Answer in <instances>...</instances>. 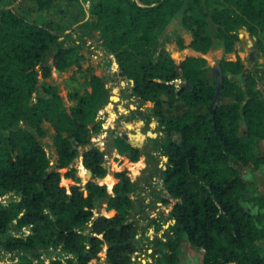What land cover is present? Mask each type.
I'll return each instance as SVG.
<instances>
[{
    "label": "trees",
    "instance_id": "16d2710c",
    "mask_svg": "<svg viewBox=\"0 0 264 264\" xmlns=\"http://www.w3.org/2000/svg\"><path fill=\"white\" fill-rule=\"evenodd\" d=\"M33 1L38 10L53 5V0ZM174 19L191 36L185 45L173 33L180 50L205 55L216 48L236 55L234 61L220 59L223 88L217 101L207 61L186 57L176 63L157 39ZM85 25L100 33L131 95L152 105L162 134L166 163L159 172L163 190L176 203L170 212L174 225L155 261L183 264L185 236L202 251V264H264V231L259 228L264 195L252 191L238 169L253 173L264 165V150L258 151L264 141V98L256 89L264 75L254 79L238 56L244 28L256 37L264 59V0H155L144 5L94 0ZM58 29L53 22L31 23L0 8V199L16 197L0 202V248L21 256L20 264H90L104 248L107 264H134L139 229L132 216L135 184L126 172L114 173L117 183L109 194L95 181L109 175L106 154L89 147L92 134L101 130L97 114L109 104V89L86 69L82 86L88 89L82 93L72 87L67 95L72 106L65 109L48 80L53 70L64 72L78 56L76 47L60 42ZM236 75L243 85L231 78ZM179 105L182 110L175 114ZM130 113L129 120L134 117ZM43 123L55 132L54 167L39 142ZM111 145L131 163L142 155L121 136ZM79 158L92 175L83 187L72 168ZM61 170L75 184L62 186ZM96 202L114 215L98 213Z\"/></svg>",
    "mask_w": 264,
    "mask_h": 264
},
{
    "label": "rangeland",
    "instance_id": "374dc122",
    "mask_svg": "<svg viewBox=\"0 0 264 264\" xmlns=\"http://www.w3.org/2000/svg\"><path fill=\"white\" fill-rule=\"evenodd\" d=\"M140 5L151 3L155 0H135ZM94 0H53L50 8L38 10L33 0H2L0 8L9 9L20 17L35 24L42 22H53L58 25L57 30L60 35V42H63L66 48L76 47L77 60L67 67L64 72L58 73L52 71L48 82L57 87L59 96L62 98L65 109L72 106V102L68 100V92L72 87L78 88L82 93L86 86H82L84 77L82 72L86 69H92L94 75L104 79L106 87L109 89L110 97H117V101H110L109 104L102 108L97 114V121L101 125L98 133H93L89 147H94L106 154L105 166L109 171V175L101 180H95L100 185H105L109 194H112V188L117 180L113 174L117 172H126L130 180L135 184L132 199L135 201V207L132 210L133 219L138 223V235L135 244L137 246V254L135 255L134 264H158L156 252L163 250L161 242L167 238L168 229L174 225V221L170 218V212L176 201L172 199L163 190V181L160 176V168L164 169L166 159L161 154L160 137L161 132L157 120L153 117L150 108L151 104H142L131 95L130 83L120 76L119 70L115 67V58L110 56L102 46V39L98 31L86 26L91 14V5ZM173 33L181 36L185 45L191 41V36L180 26L179 20L174 19L165 28L157 33V39L165 43L166 50L176 63L185 60L186 57H201L208 63L211 69L209 76H213V62L216 59L224 58L234 61L235 54L223 55L219 49H213L207 54L202 55L191 49L180 50L177 45ZM242 44L238 51L243 55L247 69L252 70L250 74L257 80L258 77L264 75L261 70L264 65L261 58V52L257 48L256 37L250 36L246 29L240 31ZM171 36V40L168 37ZM250 45V47H248ZM253 52L254 61L257 65L249 62V53ZM51 63V61H50ZM262 74V75H261ZM75 79L72 81V79ZM232 79L242 82L241 75L231 76ZM42 80L40 79V83ZM256 89L263 97L264 83H260ZM182 106L176 107L175 114L180 113ZM134 117L129 120L131 113ZM166 112H168L166 110ZM45 135L39 138V142L45 149L52 167L57 163V151L54 145L55 132L48 123H43ZM147 132L156 134V138L151 139L146 136ZM128 135L130 141L135 138L140 139L142 155L138 162L131 163L128 158L119 156L111 145V140L115 136ZM262 147L258 151L261 152ZM82 160L76 159L72 168L76 171V177L79 179L77 185L83 187L88 181L92 180V175H85L80 170ZM141 163L139 169L136 164ZM135 167V168H134ZM135 169V170H134ZM241 175L251 182L252 191L260 195H264V165L256 172L250 173L247 169L238 167ZM67 170H61V185L69 187L75 184L67 179L64 174ZM137 171V172H136ZM86 176V177H85ZM16 197L7 195L0 199L2 204H7ZM6 200V201H5ZM96 211L101 215L111 217L114 212H107L105 205H99L96 202ZM264 213V211H262ZM259 228L264 231V222L259 223ZM29 234V233H27ZM264 247V240L260 243ZM54 256H58L59 252H53ZM106 248L99 254L97 260H93L90 264H107ZM183 264H202V251H197L186 242L183 236L182 252L180 255ZM44 261L48 263L44 256ZM22 257L16 253H7L0 248V264H20Z\"/></svg>",
    "mask_w": 264,
    "mask_h": 264
},
{
    "label": "water",
    "instance_id": "95a60500",
    "mask_svg": "<svg viewBox=\"0 0 264 264\" xmlns=\"http://www.w3.org/2000/svg\"><path fill=\"white\" fill-rule=\"evenodd\" d=\"M248 47H250V45ZM249 59L252 62L254 61V54H253V52H250L249 53ZM263 61H264V59H263ZM114 65H115V67L118 68V65L116 63H114ZM56 72L59 73V71H56ZM212 74H213V76L215 78V101H217L220 98V94H221L222 88H223V73H222L220 59L214 60ZM120 76L122 77L121 74H120ZM179 76H183V73L181 71L179 72ZM183 84L189 86V84L186 81H184ZM117 100H118L117 97H110V101H117ZM146 136L149 137V138H151V139L156 138V134L151 133V132H147L146 133ZM121 137L123 139H125L126 141H128L131 146H133L135 148H138V149L140 148V146L135 141H130L129 140L128 135H122Z\"/></svg>",
    "mask_w": 264,
    "mask_h": 264
},
{
    "label": "crops",
    "instance_id": "0c3cea01",
    "mask_svg": "<svg viewBox=\"0 0 264 264\" xmlns=\"http://www.w3.org/2000/svg\"><path fill=\"white\" fill-rule=\"evenodd\" d=\"M259 50V49H258ZM238 56L240 57V59L242 60V62H243V64H244V67H245V72L246 73H251L252 72V70H250V69H247V67H246V63H245V61H244V59H243V55L241 54V53H238ZM229 61H232V60H229ZM262 62H263V64H264V61H263V59H262ZM251 64L253 65V62L251 61ZM261 73L263 74L264 73V69H262L261 70ZM261 74V75H262ZM243 81L241 82V84L243 85ZM263 98H264V95H263ZM264 145V141H261L259 144H258V148L259 147H262ZM259 150V149H258ZM264 150V148H262V151Z\"/></svg>",
    "mask_w": 264,
    "mask_h": 264
},
{
    "label": "bare ground",
    "instance_id": "6f19581e",
    "mask_svg": "<svg viewBox=\"0 0 264 264\" xmlns=\"http://www.w3.org/2000/svg\"><path fill=\"white\" fill-rule=\"evenodd\" d=\"M116 99V98H115ZM130 139V138H129ZM133 141H135L141 148V142L140 139L135 138ZM140 162V161H139ZM139 167H141V163L136 164V168L139 169ZM80 170L85 173V175H89V172L82 166V163L80 164ZM135 168V167H134ZM135 170V169H134ZM137 172V171H136ZM86 177V176H85Z\"/></svg>",
    "mask_w": 264,
    "mask_h": 264
},
{
    "label": "built area",
    "instance_id": "2783aa9c",
    "mask_svg": "<svg viewBox=\"0 0 264 264\" xmlns=\"http://www.w3.org/2000/svg\"><path fill=\"white\" fill-rule=\"evenodd\" d=\"M256 83H257V87H259V85H260V82H259V81H257ZM136 254H137V252H136V253L134 254V256H133V259H132V260H133V262H134V259H135V255H136Z\"/></svg>",
    "mask_w": 264,
    "mask_h": 264
}]
</instances>
